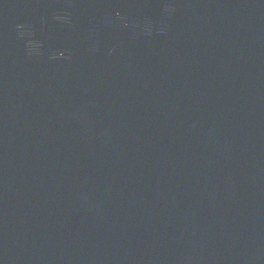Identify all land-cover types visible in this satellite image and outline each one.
<instances>
[{"label": "water", "instance_id": "water-1", "mask_svg": "<svg viewBox=\"0 0 264 264\" xmlns=\"http://www.w3.org/2000/svg\"><path fill=\"white\" fill-rule=\"evenodd\" d=\"M0 264H264V0H0Z\"/></svg>", "mask_w": 264, "mask_h": 264}]
</instances>
